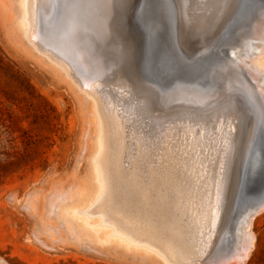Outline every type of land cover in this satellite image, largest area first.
<instances>
[{
    "label": "rangeland",
    "instance_id": "374dc122",
    "mask_svg": "<svg viewBox=\"0 0 264 264\" xmlns=\"http://www.w3.org/2000/svg\"><path fill=\"white\" fill-rule=\"evenodd\" d=\"M86 1L88 3V0ZM101 1V3L104 2L103 8L92 13L91 22L95 26L90 23L91 25L88 24L89 28L83 24L82 29L80 27V30L73 32L70 37L71 41L74 40V47L71 44L67 45L70 47L69 51L53 40V30L46 25L48 23L46 20L51 18L56 0H39L41 16L43 17L39 21V30L43 29L44 32H39L40 40L34 39V44H28L27 41L21 40L22 38L12 32L11 23L14 14L0 0V264H180L183 261L186 262L187 259L188 264H235V254L238 252L236 244L238 245L240 230L244 228H242L243 221L247 216L243 213H237V208L240 211L243 210L247 198L256 202L259 196L264 195V143L258 141L259 148L256 147L257 151L251 150L248 153V138L244 145L245 135H241L244 138L242 137L243 144L240 145L241 147L244 146L237 160L241 159L239 161L234 160L235 164L238 163L235 170L236 178L230 181L231 187L226 190L227 192L225 191L228 207L231 204L236 205V207L231 205L230 209L233 211L227 210V203L226 205L217 203L216 192H212L211 189L208 191L207 186L200 184V170L204 159L211 162L219 154L220 160L213 169L216 184L218 183L220 174L223 173V165L220 162L224 161L225 154L230 147V140H235L239 118L244 116V119L247 120L250 117V114H247L250 112L249 108L246 109L247 105L243 103L240 94L235 91L221 93L216 99L220 105V102L221 104L227 102L232 94L237 95L235 98L240 100L237 101V108L239 109H236L234 114L229 115L217 112L209 117L197 111L190 113L187 109H184V112L182 110L162 112L156 111L151 106H146L143 103L146 94H131L125 86L117 85L116 74L121 73L119 69L121 65L127 66V70L123 73L125 77L136 80L141 87L158 96L161 95L162 98L166 95L170 101L174 98L173 94L179 91L176 88V90H172L175 85L173 83L182 80L187 85L195 84V81L199 82L202 87L200 91L203 92L206 89H209L211 93L217 90L211 80L212 69L217 65L214 61L207 60L202 62L204 72L182 75L183 72H187L186 67H182L184 62L180 59V54L183 53L174 39L176 28L166 17L167 5L164 3L165 0H118L117 2L116 0H112V2L107 0V3H105L106 0ZM82 2L84 6H91V2L95 3L94 0H89V4H86L85 1ZM253 2L254 0H251L249 5L252 6ZM121 4L122 6L124 4H131L132 6L129 9L125 6V10L124 7L121 8ZM236 4L237 0H224L221 3V9L218 11L219 18L225 17V14L233 10ZM91 7L94 8V4ZM130 8L134 12H131ZM96 13L99 14L96 15ZM263 15L264 4L256 14L257 20L259 19L258 21L261 22L259 34L255 33L253 28L255 24L253 23L247 29L240 27L243 22L235 26L240 32V36L236 40L237 42L243 41L240 47L244 53L250 54L248 59L259 55L258 46L264 44ZM140 18L141 20H139ZM163 24H166L167 27ZM92 26L94 29L91 30ZM188 26L190 27L184 23L180 29L185 41L189 38L185 34L193 30V27L189 28ZM89 30L92 33H89ZM96 31L98 36H94ZM207 33L202 37L212 38L216 31L210 30ZM192 38L196 40L195 33L192 34ZM87 39L91 43L88 41L85 43L84 40ZM76 42L77 44H75ZM237 42L227 43L225 50L231 54L239 53ZM158 43L159 45H157ZM80 44L81 47L78 48ZM150 44L152 45L150 46ZM34 45L39 50L35 49ZM85 46L90 47L89 50H92L91 55L93 57L87 48L85 50ZM232 48H236L235 51ZM94 51L100 56L98 57ZM221 52L223 51L221 50ZM40 54L44 55L41 56ZM83 54L87 56L85 57L87 60L82 59L85 56ZM252 54L253 56H251ZM262 54L260 53V55ZM160 55L162 56L160 57ZM157 57L158 59H156ZM90 58L91 61H89ZM97 58L99 59V61L96 60L98 63L93 61ZM50 61H53L54 64H51ZM57 61H60L61 64ZM230 62L233 63V60ZM148 65L151 67L148 69L151 70L147 69ZM176 65L178 68L180 66L181 74L178 73ZM56 66H59L62 71L56 69ZM155 66L157 67L155 68ZM98 67L101 70H98ZM207 68L208 70H206ZM95 72L100 74L97 75ZM171 73H173V77ZM199 74L200 78H198ZM179 78L180 80H177ZM86 79L94 81L99 93L108 94L115 100L119 116L110 120V123L116 125L114 121L117 120L119 129L124 128L120 130L123 132L125 151L121 154V160L122 166L129 171L130 177L127 176V178L131 181V187L122 188L120 186V190L116 194L117 198L121 200L119 204L122 207V213L126 212L125 215L128 216L125 220L131 219V223L137 227V232L135 231L137 238L142 241L145 240L150 245L153 244L160 250L162 257L137 248L129 249L108 240L106 233L110 229L95 230L92 225L87 223L86 218L78 216L75 212L76 208L88 203V199L84 197L93 184L90 148L92 138L95 139L92 136L94 102L87 94L83 96L85 91L83 89H86L87 86L82 85V82H85ZM189 79L190 81H187ZM95 101L98 105L97 98ZM184 101L188 102L189 100ZM211 101L202 103L206 108L200 104L204 112L211 111L217 105H215V100L212 99ZM240 104L244 105L241 107ZM195 105L197 106V104ZM156 106L154 104V107ZM122 119H126V122ZM125 140L127 141L125 142ZM236 144H238L237 141ZM167 148L168 150H166ZM169 149L173 150L174 157L171 158L172 160H165L162 164L163 167L161 166V171L156 174L151 173L152 164L145 163L147 165L142 174H140V166L137 168L133 164L136 157L142 158L147 155L153 156L155 162H157L156 160L162 161L167 158V155L164 156V154L171 153ZM213 151L217 154L214 155ZM242 163L244 167H241L243 166ZM252 164L253 166H251ZM176 168H180L183 175L176 173ZM178 175L182 176L178 177ZM188 180L190 181L189 184ZM183 184V190L179 191V186ZM177 185H179L178 188ZM210 185L213 186L212 182ZM122 192L124 195L121 194ZM173 194L176 195L173 197ZM177 194H179L178 199H176ZM230 202L231 204H229ZM263 205L264 203L259 207L261 208ZM262 208L255 213L253 222L248 227L253 232L252 235L256 236L250 255L245 261L237 264H264V206ZM230 211H232V215L229 216ZM96 219H93L92 222ZM222 226H225L222 231L223 236L222 232L219 233ZM225 236L227 239L224 238ZM233 251L234 255H232ZM224 256H228L230 261L227 262V258Z\"/></svg>",
    "mask_w": 264,
    "mask_h": 264
},
{
    "label": "bare ground",
    "instance_id": "6f19581e",
    "mask_svg": "<svg viewBox=\"0 0 264 264\" xmlns=\"http://www.w3.org/2000/svg\"><path fill=\"white\" fill-rule=\"evenodd\" d=\"M6 6L7 9L9 8L12 13L14 14V18L12 20V32H14L15 34H17V36L19 38H22L21 40H25L31 44H34V39H39V32L43 31L39 30V21H41L43 19V17L41 16V9H40V3L39 0H2ZM85 1L86 4H89V0L88 3L86 0H82ZM81 0H56V4L54 5V9L51 12V18L46 20V22L48 21V23L46 25H48V27H51V29L53 30L54 33V37L53 40L55 42H58L61 46L65 47L66 50L70 51V47L67 45H73V41H71V37L73 32H77V30L84 24V26H88L89 25H93V23L91 22L93 19V15L92 13H94V11H100L101 8H103V3H101L102 1L100 0H94L95 3L91 2L92 5L94 4V8H92L90 5H82ZM93 1V0H91ZM109 1V0H108ZM118 0H116L117 2ZM122 1V0H119ZM161 1V0H160ZM224 0H190V1H184V0H165V4L167 5L166 7V12H167V18L168 21H171L174 26H175V33H174V39L176 40L175 42L178 44L180 50L182 51L183 54H180L181 57L180 59L184 62V65L182 67H186V73L183 72L182 75L184 74H190V73H196L199 71H203V63L204 61L206 62L207 60L210 61H214V63L217 66H213L214 67L212 69L213 75H211V80L214 84V86H216L217 90H215L214 92H210L209 89H206L203 91H200V88H202L200 86V83L195 81V84H191V85H187L185 81H178L175 82L173 84L174 87L172 88V90H176L179 89V91H177L176 94L174 95V98L170 101L169 99H167L166 95L164 96V98L160 96H158L157 94H154L153 92L149 91L148 89H145L144 87H141L136 80H132L130 78H127L123 75V73L127 70L126 67L124 65H121L119 67V69L121 70L120 72L122 73H118L116 74L117 78H116V82L117 85H121V86H125L127 89V91L131 94H146L147 96L143 99V103L146 106H151L152 108H154L156 111H162V112H169L172 110H179V111H183L184 109H187L190 111V113H194L193 111H197L200 112V114H205L210 116H213V114L215 113H219V114H234L237 108V95L236 94H232V96L229 98V100H227V102H224L220 105L217 103L216 99L218 96H220L221 93H225V92H231L236 90L238 92V94H240V96L242 97V101L243 103H245V105H247V110L248 108H252L253 111H255V116L253 117L252 115H249L250 117L248 118L247 116V120L244 119V116L239 118L238 122H237V132L235 133V140L232 141L230 140V147L228 152L225 154L224 157V161L220 162L221 165H223V173L220 174V177L218 179V183L216 184V176L213 173V169L215 168L217 162H219V154H217V152H214L213 154H217V156L214 158L213 161L209 162L208 160L204 159V162L202 164V169L200 170V184L205 185L208 187V191L211 189L212 192H216V199H217V203H220L221 205H226L227 203V193H225L226 190H228V188L231 187L230 185V181L234 180L236 178V174H235V170H236V163L234 160L238 159V156L240 154V151H243L242 147L245 145L246 140L248 138L247 141V149H248V153L254 150L257 151L256 147L259 148V144L258 141H261L264 143V133H260L259 137H258V141H257V145L252 146V137L257 134V127L259 126V124L261 123L263 116H264V54H262L264 52V44H260L258 46V52L259 55L252 57V59H248V56L250 58V54L248 55L247 53L243 52V49L240 47L243 43V41L241 40L240 42L236 40V38L238 36H240V32L237 31V28H235L236 25H238L240 22L242 23V27L243 29H247L249 27L252 26V23L255 24L254 25V30L255 33L259 34L260 30H261V22H259L257 20V16L256 14L260 11L261 6L264 4V0H254L252 6L249 5V2L251 0H237V4L235 6V8L231 11H228L225 14V17H223L221 19V17L219 18L218 16V11L221 9V3ZM233 1V0H231ZM236 1V0H235ZM253 1V0H252ZM44 2V1H43ZM82 2V3H81ZM112 2V0H111ZM81 3V4H80ZM107 3V0L106 2ZM109 3V2H108ZM44 4V3H43ZM48 4V3H47ZM54 4V3H52ZM163 4V3H162ZM46 5V3H45ZM96 5V6H95ZM144 5V4H143ZM90 6V7H89ZM122 6V4H121ZM125 6L131 7L132 5L130 4H124L121 8L125 9ZM44 7V6H43ZM230 7V6H229ZM227 7V8H229ZM233 7V6H232ZM133 8V7H132ZM165 8V7H164ZM50 9V7H49ZM52 9V8H51ZM134 9V8H133ZM136 9V8H135ZM163 9V8H162ZM126 10V9H125ZM161 10V9H160ZM45 11V10H44ZM131 11V8H130ZM123 12V10H122ZM127 12V11H126ZM134 12V11H131ZM142 12V11H141ZM144 12V11H143ZM142 12V13H143ZM47 13V12H46ZM117 13V12H116ZM125 13V12H124ZM141 13V14H142ZM160 13V12H159ZM162 13V12H161ZM238 13V14H237ZM43 14V13H42ZM49 14V13H48ZM99 14V13H98ZM96 13V15H98ZM92 15V17H91ZM144 15V14H143ZM165 15V14H164ZM47 16V15H46ZM141 16V15H140ZM50 17V16H49ZM95 17V15H94ZM142 17V16H141ZM259 18V17H258ZM99 19V18H98ZM135 19V18H134ZM145 19V18H144ZM162 19V18H161ZM221 19V20H220ZM141 20V18L139 19ZM220 20V22L217 24V22ZM264 20V15H263V19ZM51 21V22H50ZM95 21V20H94ZM146 21V20H145ZM168 21H166L168 23ZM43 22V21H42ZM45 22V23H46ZM96 22V21H95ZM94 22V23H95ZM162 22V20H161ZM91 23V24H90ZM98 23V21H97ZM139 23V22H138ZM141 23V21H140ZM186 25H190V27H193V30L189 33H186L185 36H189L188 39H186V41L184 40L183 36H182V31L180 30L183 26V24ZM51 24V25H50ZM89 24V25H88ZM159 25V24H158ZM166 25V24H163ZM170 25V24H169ZM168 25V26H169ZM194 25V26H193ZM95 26V25H93ZM93 26L91 27V30L93 28ZM145 26V24H144ZM148 26V25H146ZM162 26V25H161ZM171 26V25H170ZM264 26V25H263ZM111 27V26H110ZM154 27V26H153ZM152 27V28H153ZM167 27V25L165 26ZM189 27V26H188ZM189 27V28H190ZM239 27V28H240ZM43 28V27H42ZM85 28V27H84ZM83 28V29H84ZM90 28V27H89ZM89 28H85V29H89ZM156 28V27H155ZM172 28V27H171ZM264 28V27H263ZM49 29V28H48ZM50 29V30H51ZM82 29V27L80 28ZM79 29V30H80ZM84 29V30H85ZM94 29V28H93ZM97 29V26H96ZM113 30V29H112ZM151 30V29H150ZM188 30V29H187ZM210 30H215L216 33L215 35L211 38L209 37H202L204 35H206L205 33L209 32ZM263 30V29H262ZM149 31V29H148ZM157 31V30H156ZM44 32V31H43ZM49 32V31H48ZM51 32V31H50ZM49 32V33H50ZM79 32V31H78ZM160 33V31H158ZM172 32V31H171ZM71 33V34H70ZM89 33H92V31ZM94 33V32H93ZM99 33V30H98ZM153 33V32H152ZM195 33V35L197 36L196 40L192 38V34ZM52 34V33H51ZM77 34V33H74ZM83 34V33H82ZM97 31L94 33V36H98ZM170 34V33H169ZM208 34V33H207ZM263 35V33H261ZM260 34V35H261ZM48 35V34H47ZM111 35V34H110ZM209 35V34H208ZM261 35V36H262ZM100 36V35H99ZM114 36V35H113ZM153 36V35H152ZM156 36V35H155ZM260 36V37H261ZM49 37V36H48ZM81 37V36H79ZM111 37V36H110ZM172 37V35H171ZM263 37V36H262ZM50 38V39H52ZM87 38V37H85ZM91 38L92 35H91ZM95 38V37H94ZM160 38V36H159ZM156 38V39H159ZM253 38V37H252ZM255 38V37H254ZM47 39V38H45ZM49 39V38H48ZM77 39V36H76ZM80 39V38H78ZM97 39V38H96ZM99 39V38H98ZM155 39V38H154ZM23 40V41H24ZM57 40V41H56ZM90 40H94V39H90ZM264 40V39H263ZM22 41V43H23ZM77 41V40H75ZM83 41V40H81ZM80 41V43H81ZM90 42L88 39L84 42L87 43ZM98 41V40H96ZM100 41V40H99ZM174 41V40H173ZM172 41V42H173ZM226 41H228L227 43H236L237 42V48H239L240 52L239 53H234L231 54L230 52L225 50V47L227 45V43H225ZM48 42V40H47ZM155 42V41H154ZM157 42V41H156ZM155 42V43H156ZM56 43V44H58ZM91 43V42H90ZM93 43V42H92ZM95 43V42H94ZM153 43V42H152ZM25 44V43H24ZM52 44V43H51ZM77 44V42L75 43ZM79 44V42H78ZM122 44V43H121ZM154 44V43H153ZM66 45V46H65ZM85 45V44H84ZM92 45V44H90ZM88 45V46H90ZM152 44H150L151 46ZM159 45V43L157 44ZM39 46V45H38ZM56 46V45H55ZM76 46V45H75ZM86 47L85 46V50L87 48V51L89 50L90 47ZM177 46V45H176ZM33 47V46H31ZM40 47V46H39ZM74 47V45H73ZM78 47V46H77ZM81 47V44L78 48ZM83 47V46H82ZM92 47V46H91ZM125 47V46H123ZM158 47V46H157ZM155 47V48H157ZM35 48V45H34ZM147 48V47H146ZM149 48V47H148ZM152 48V47H151ZM163 48V47H162ZM37 49V48H35ZM44 49V48H42ZM83 50V48H81ZM80 49V50H81ZM92 49V48H91ZM153 49V48H152ZM233 49V48H232ZM236 49V48H235ZM235 49H233L235 51ZM246 49V48H245ZM244 49V50H245ZM39 50V49H37ZM64 50V49H63ZM79 50V51H80ZM149 50V49H148ZM155 50V49H154ZM161 50V49H159ZM166 50V49H165ZM221 50L224 52H221ZM46 51V50H44ZM124 51V50H123ZM135 51V50H134ZM150 51V50H149ZM76 52V51H75ZM86 52V51H85ZM90 55L92 53V50L90 51ZM152 52V51H150ZM38 53V52H37ZM45 53V52H44ZM84 53V52H83ZM94 53H96L94 51ZM147 53V52H146ZM157 53V52H156ZM178 53V51H177ZM260 53L262 55H260ZM48 54V53H46ZM97 54V53H96ZM144 54V53H143ZM41 55V54H40ZM44 55V54H42ZM41 55V56H42ZM82 55V54H81ZM80 55V57H81ZM85 54H83L84 56ZM89 55V54H88ZM98 57L100 56L99 53L97 54ZM190 55V56H189ZM76 56V55H75ZM92 56V55H91ZM146 56V55H145ZM144 56V57H145ZM153 56V55H152ZM162 55H160L161 57ZM253 56V54L251 55ZM78 57V56H77ZM79 57V58H80ZM85 57H87L86 55L82 58L84 60H87ZM89 57V56H88ZM93 57V56H92ZM91 57V58H92ZM121 57V56H120ZM128 57V56H126ZM124 57V58H126ZM141 57L142 54H141ZM54 58V57H53ZM90 58L89 61H91L92 59ZM96 58V57H94ZM132 58V57H129ZM128 58V59H129ZM173 58V57H172ZM149 59V58H148ZM158 59V57L156 58ZM155 59V60H156ZM167 59V58H166ZM165 59V61H167ZM174 59V58H173ZM48 60V58H47ZM99 59H95L93 61H96ZM130 60V59H129ZM143 60V58H142ZM161 60V59H160ZM231 60H233V63L230 62ZM55 61V60H54ZM81 61V58H80ZM98 61H96V63H98ZM150 61V60H149ZM172 61V60H171ZM178 61V60H177ZM58 63L61 64L60 61H57ZM56 62V63H57ZM87 63V61H85ZM146 62V61H145ZM162 62V61H161ZM203 62V63H202ZM51 64H54L53 61H50ZM57 63V64H58ZM80 63V62H79ZM84 63V61L82 62V64ZM90 63V62H89ZM95 63V62H93ZM95 63V65H96ZM147 63V62H146ZM149 63V62H148ZM160 63V62H159ZM166 63V62H165ZM59 64V65H60ZM88 64V63H87ZM100 64V63H99ZM161 64V63H160ZM167 64V63H166ZM165 64V65H166ZM174 64V63H172ZM78 65V64H77ZM86 65V64H85ZM89 65V64H88ZM144 66H146V64H143ZM156 65V64H155ZM163 65V64H162ZM55 66V65H54ZM62 66V65H61ZM79 66V65H78ZM87 66V65H86ZM92 66V65H91ZM100 66V65H99ZM104 66V65H103ZM153 66V65H152ZM159 66V65H157ZM155 66V68L157 67ZM170 66V65H169ZM172 66V65H171ZM177 66V65H176ZM149 65L147 66L148 69ZM163 67V66H162ZM63 68V67H62ZM85 68V67H84ZM99 68V67H98ZM97 68V69H98ZM151 68V67H149ZM56 69H60L59 66H56ZM93 69H96L93 67ZM142 69V68H141ZM145 69V68H144ZM163 69V68H162ZM165 69V68H164ZM163 69V70H164ZM180 66L178 68L177 66V70L178 73H182L180 72ZM61 70V69H60ZM65 70V68H64ZM98 70H101V68H99ZM105 71H107L104 68ZM151 70V69H148ZM171 70V69H170ZM208 70V68L206 69ZM62 71V70H61ZM96 71V70H95ZM135 71V70H134ZM147 71V70H146ZM169 71V69H168ZM101 72V71H100ZM149 72V71H147ZM151 72V71H150ZM152 72H154L152 70ZM172 72V71H171ZM202 72V75H203ZM94 73V72H93ZM96 73V72H95ZM105 73V72H104ZM161 73V72H160ZM201 73V72H200ZM90 74V73H89ZM97 74V73H96ZM96 74H94L96 76ZM98 74H100L98 72ZM97 74V75H98ZM103 74V73H102ZM107 74V73H106ZM153 74V73H151ZM159 74V73H157ZM179 74V75H180ZM92 75V74H91ZM143 75V74H142ZM172 77H173V73H171ZM178 75V74H177ZM193 75V74H192ZM196 75V74H195ZM100 76V75H99ZM133 76V75H132ZM131 76V77H132ZM136 76V75H135ZM141 76V75H139ZM151 76V75H150ZM165 76V75H164ZM186 76V75H185ZM97 78H99L98 76H96ZM101 77V76H100ZM104 77V76H102ZM138 77V76H137ZM183 77V76H182ZM188 77V76H187ZM192 77V76H191ZM95 78V79H97ZM108 78V77H107ZM143 78V77H140ZM170 78V77H169ZM186 78V77H185ZM189 78V77H188ZM187 78V79H188ZM194 78V77H192ZM198 78H200V74L198 75ZM154 79H156L154 77ZM153 79V80H154ZM160 80V77L158 78ZM163 79V78H162ZM78 80V79H77ZM104 80V79H103ZM157 80V81H159ZM165 80V79H164ZM164 80H161L164 82ZM177 80H180L177 79ZM185 80V79H184ZM195 80V79H194ZM71 81V80H70ZM139 81V80H138ZM187 81H190L187 80ZM100 82V81H99ZM149 82V81H148ZM192 82V81H191ZM102 83V82H101ZM100 83V84H101ZM147 83V82H146ZM145 83V84H146ZM162 83V82H161ZM171 83V82H170ZM108 84V83H107ZM105 84V85H107ZM82 85H86L87 88L83 89L85 90L83 93L87 94L88 96H90L93 99L94 102V107H93V112H94V116H93V121H94V128L92 130V136L95 137V139L92 138V142H91V148H90V156H91V162H90V168H91V172H92V180H93V184L92 187L89 189L88 194L84 197L85 199H88V203L84 204V206L82 207H78L75 209V212L78 216L86 218L87 219V223L93 226V229L95 230H108L106 233V238L108 240H112L116 243H119L121 245H123L126 248H137L139 250L142 251H146V252H151L154 253L155 255H158L160 257H162V254L160 252L159 249H157L156 247L144 241H142L141 239L139 240L137 238V235L135 233L137 227L134 226L131 223V219L130 220H125L126 217L128 215H125L126 212L122 213V207L120 206V201L117 198L118 194V190H120V186H122V188H124L125 186H130L131 181L127 178V176H129V171L122 166V158H121V154H123L124 151V144H123V132H121L118 126V122L117 120H115L114 122H116V125H113L112 123H110V120L116 119L117 116H119L118 113V106L115 102V100L108 94H102L99 93L96 90V85L94 83V81H91L90 79H86L85 82H82ZM102 85V84H101ZM114 85V84H113ZM100 86V85H99ZM104 86V85H103ZM144 86V85H143ZM148 86V85H147ZM152 86V85H151ZM150 86V87H151ZM160 86V84H159ZM171 86V85H170ZM107 87V86H106ZM112 87V86H111ZM149 87V86H148ZM108 88V87H107ZM164 88H169V87H164ZM176 88V89H175ZM82 89V88H80ZM156 89V88H155ZM77 90V89H76ZM99 90V89H98ZM171 90V91H172ZM108 91V90H107ZM115 91V90H114ZM171 91H169V93H172ZM158 92V91H157ZM106 93V92H105ZM230 95V94H229ZM236 97V98H235ZM95 98H97V100L99 101V104H96ZM215 98V99H214ZM141 99V98H140ZM215 100V107L214 109H211V111L208 112H204L201 107L200 104L202 105V103H206L207 101H211V100ZM227 98L225 97V100ZM240 99V98H239ZM184 100H189L188 102L184 101ZM240 101V100H239ZM238 101V102H239ZM214 102V101H211ZM170 103V105H168ZM154 104L157 105L156 107H154ZM197 104V106L195 105ZM210 104V103H209ZM128 105V104H127ZM239 105V104H238ZM241 105V104H240ZM244 105V104H243ZM241 105V107L243 106ZM131 106V105H130ZM205 105H202V107ZM240 107V106H239ZM206 108V106H205ZM148 109V108H147ZM245 109V110H246ZM208 110V109H207ZM233 110V111H231ZM242 110V109H241ZM240 110V111H241ZM237 111V110H236ZM146 112V110H145ZM153 112V111H152ZM248 112V111H247ZM141 113V112H140ZM160 113V112H159ZM113 116H111V115ZM153 114V113H152ZM199 114V113H198ZM199 114V115H200ZM218 114V115H219ZM245 114V113H243ZM247 114H250L247 113ZM198 115V116H199ZM176 116V115H175ZM216 116V115H215ZM222 116V115H221ZM149 117V116H148ZM161 117V116H160ZM206 117V116H205ZM172 118V117H171ZM188 118V117H186ZM237 118V117H236ZM120 120V119H119ZM124 120V119H122ZM126 120V119H125ZM124 120V121H125ZM123 121V122H124ZM112 122V121H111ZM126 122V121H125ZM201 122V121H200ZM231 122V121H229ZM207 123V122H206ZM123 124V123H122ZM125 124V123H124ZM187 124V123H186ZM126 125V124H125ZM158 125V124H157ZM199 125V124H198ZM215 125V124H214ZM232 125V124H231ZM123 126V125H122ZM163 126V125H162ZM177 126V125H176ZM203 127V125H201ZM180 127V126H179ZM189 127V126H188ZM187 127V128H188ZM221 127V126H220ZM167 128V127H166ZM205 128V127H204ZM124 129V128H123ZM122 129V130H123ZM170 129V128H169ZM206 129V128H205ZM204 129V130H205ZM208 129V128H207ZM176 130V129H175ZM187 130V129H185ZM199 130V129H198ZM211 130V129H210ZM157 131V130H156ZM165 131V130H164ZM172 131V130H171ZM177 132V131H176ZM232 132V131H231ZM156 133V132H155ZM163 133V132H162ZM181 133V132H180ZM183 133V132H182ZM185 133V132H184ZM200 133V132H199ZM173 134V133H172ZM176 134V133H175ZM205 134V133H204ZM203 134V135H204ZM242 134L245 135V141H244V145L242 143ZM134 135V134H133ZM184 135V134H183ZM156 136V135H155ZM181 136V135H180ZM134 137V136H133ZM183 137V136H182ZM181 137V138H182ZM203 137V136H202ZM137 138V136H136ZM244 138V137H243ZM128 139V138H127ZM168 139V138H167ZM217 139V138H215ZM133 140V139H132ZM171 140V139H169ZM127 140H125L126 142ZM163 141V140H162ZM174 141V140H173ZM187 141V140H185ZM236 141L238 142V144H236ZM132 142V141H131ZM195 142V141H194ZM135 143V142H134ZM140 143V142H139ZM183 143V142H182ZM157 144V143H156ZM161 144V143H160ZM166 144V143H165ZM181 144V143H180ZM179 144V145H180ZM186 144V142H185ZM200 144V143H199ZM126 145V144H125ZM188 145V144H187ZM127 146V145H126ZM176 146V145H174ZM199 146V145H198ZM128 147V146H127ZM142 147V146H141ZM171 147V146H170ZM139 148V147H138ZM126 149V148H125ZM190 149V148H189ZM213 149V148H212ZM131 150V149H130ZM152 150V149H151ZM159 150V149H158ZM168 150V148L166 149ZM191 150V149H190ZM204 150V149H203ZM260 150V149H259ZM137 151V150H136ZM139 151V150H138ZM172 149H169V154H164L167 155V158H165L162 161L156 160L157 162H155V159L153 158V156L151 155H144L146 157H136L135 158V163H133L137 168L140 166V174H142L143 172H145V166L147 164H152L153 167L151 169V173L152 174H156L159 171H161V166L163 164V162L165 160H172L171 158L174 157V153L172 152ZM146 152V150H145ZM194 152V151H193ZM260 152V151H259ZM156 153V152H155ZM162 153V152H161ZM243 153V152H242ZM241 153V154H242ZM248 153L247 156H248ZM254 153V152H253ZM140 154V152H139ZM186 153H184L185 155ZM221 154V153H220ZM255 154V153H254ZM257 154V153H256ZM187 155V154H186ZM135 156V155H134ZM178 156V155H177ZM190 156V155H189ZM246 156V157H247ZM185 157V156H184ZM207 157V156H206ZM240 157V156H239ZM242 157V156H241ZM153 158V159H152ZM179 158V157H178ZM182 158V157H181ZM163 159V158H162ZM188 159V158H186ZM202 159V158H201ZM241 159V158H240ZM239 159V160H240ZM256 159V158H255ZM127 160V159H126ZM175 160V159H174ZM237 160V161H239ZM263 160V159H262ZM261 160V161H262ZM124 161V160H123ZM159 161V162H158ZM186 161V160H185ZM260 161V158H259ZM155 162V163H154ZM161 162V163H160ZM147 163V164H145ZM160 163V164H158ZM174 163V162H172ZM192 163V162H191ZM240 163V162H239ZM243 164V163H242ZM256 164V163H254ZM168 165V164H167ZM180 165V164H178ZM191 165V164H188ZM241 165V164H240ZM249 165V163H248ZM165 166V165H164ZM170 166V165H169ZM176 166V165H175ZM193 166V165H192ZM198 166V165H197ZM253 166V164L251 165ZM256 166V165H255ZM135 167V168H136ZM163 167V166H162ZM174 167V166H171ZM179 167V166H178ZM187 167V166H186ZM244 167V164L243 166ZM240 167V168H241ZM166 168V166H165ZM193 168V167H191ZM247 168V167H246ZM169 169V168H168ZM194 169V168H193ZM206 169V172H205ZM243 169V168H242ZM254 169V168H253ZM258 169V168H257ZM260 169V168H259ZM137 170V169H135ZM166 170V169H165ZM197 170V169H196ZM198 170V171H199ZM240 170V169H239ZM255 170V169H254ZM253 170V172H254ZM263 170V169H262ZM168 171V170H167ZM172 171H174L172 169ZM188 171H190L188 169ZM243 171V170H242ZM252 171V170H250ZM148 172V171H147ZM166 172V171H165ZM175 172L178 174H182L180 168H176ZM238 172V171H237ZM240 172V171H239ZM246 172V171H245ZM171 173V172H170ZM174 173V172H173ZM242 173V172H241ZM247 173V172H246ZM159 175V174H158ZM173 175V174H172ZM182 175H178V177L182 176ZM194 175V174H193ZM247 175V174H246ZM253 175V174H251ZM258 175V174H257ZM262 175V174H261ZM145 176V175H144ZM165 176H167L165 174ZM174 176V175H173ZM197 176V175H196ZM240 176V175H239ZM249 176V175H248ZM263 176V175H262ZM261 176V178H262ZM130 177V176H129ZM158 177V176H157ZM171 177V176H169ZM264 177V176H263ZM156 178V176H155ZM168 178V176H167ZM172 178V177H171ZM187 178V177H186ZM191 178V177H190ZM241 178V177H240ZM258 178V177H257ZM142 179V178H141ZM161 179V178H160ZM159 179V180H160ZM176 179V178H175ZM181 179V178H180ZM179 179V180H180ZM188 179V178H187ZM248 179V178H247ZM250 179V178H249ZM167 180V179H166ZM178 180V181H179ZM237 180V179H236ZM240 181V179H238ZM151 181V180H150ZM182 181V180H181ZM251 181V180H250ZM149 182V181H148ZM177 182V181H175ZM210 182H212L213 186L210 185ZM170 183V182H169ZM186 183V182H185ZM190 183V181L188 180V184ZM198 183V182H197ZM250 183V182H249ZM248 183V184H249ZM252 183V182H251ZM254 183V182H253ZM176 184V183H175ZM187 184V183H186ZM199 184V185H200ZM174 185V184H173ZM196 185V184H195ZM179 185H177L176 187L178 188ZM246 186V185H245ZM250 186V185H248ZM152 187V186H151ZM150 187V188H151ZM179 191L183 190L182 187H184V184L179 186ZM175 188V187H174ZM235 188V187H234ZM253 188V187H250ZM155 189V188H153ZM163 189V188H162ZM165 189V188H164ZM163 189V190H164ZM246 189V188H245ZM127 190V189H126ZM130 190V189H129ZM139 190V189H138ZM157 190V189H156ZM238 190V189H237ZM142 191V190H140ZM178 191V189H177ZM203 191V190H202ZM227 192V191H226ZM135 193V192H134ZM160 193V191H159ZM199 193V192H198ZM121 194L124 195V192H122ZM149 194V193H148ZM157 194V193H156ZM164 194V192H163ZM182 194V193H181ZM210 194V193H209ZM236 194V193H235ZM241 195V193H239ZM135 195V194H134ZM170 195V194H169ZM176 195V194H175ZM173 194V197L175 196ZM183 195V194H182ZM207 195V194H206ZM214 195V194H213ZM120 196V195H119ZM159 196V194H158ZM168 196V195H167ZM234 196V195H233ZM144 197V196H143ZM142 197V198H143ZM177 197V198H176ZM175 198L178 199L179 194H177ZM182 197V196H181ZM209 197V196H208ZM133 198H135V196H133ZM141 198V197H139ZM129 199V198H128ZM182 199V198H181ZM215 199V200H216ZM234 199V198H231ZM169 200V199H168ZM172 200V199H171ZM180 200V199H179ZM178 200V201H179ZM185 200V199H184ZM197 200V199H196ZM235 200V199H234ZM233 200V201H234ZM143 201V200H142ZM182 201V200H181ZM147 202V201H146ZM149 202V201H148ZM171 202V201H169ZM180 202V201H179ZM157 203V202H156ZM233 203V202H232ZM238 203V202H236ZM143 204V202H142ZM162 204V203H160ZM164 204V203H163ZM166 204V203H165ZM219 204V205H220ZM231 204V202L229 203ZM130 205V203H129ZM180 205V203H179ZM231 205H235V204H231ZM231 205L228 207V203H227V210L230 209ZM262 205V204H261ZM260 205V206H261ZM165 206V205H164ZM194 206V205H193ZM211 206V205H210ZM232 206V207H233ZM264 206V205H263ZM262 206V207H263ZM140 207V206H139ZM149 207V206H148ZM151 207V206H150ZM158 207V206H157ZM170 207V206H169ZM182 207V205H181ZM185 207V206H184ZM219 207V206H218ZM236 207V205H235ZM261 207V208H262ZM141 208V207H140ZM143 208V207H142ZM201 208V207H200ZM203 208V207H202ZM223 208V207H222ZM260 207L257 208L255 210V212H251L249 215L246 216L244 222V225L242 226V230L241 231V235L239 234V238H238V245L236 244V246H238V252L235 254V264L237 263H242L243 261H245L248 257V255H250L251 249L253 248L254 245V239L255 237L252 235L253 232L251 230L248 229V227L251 225V223L253 222L254 219V215L255 213L261 209ZM147 209V208H146ZM163 209V208H162ZM169 209V208H168ZM263 209V208H262ZM155 210V208H154ZM166 210V209H165ZM225 210V209H224ZM232 210V209H230ZM143 211V210H142ZM141 211V212H142ZM147 211V210H146ZM223 211V210H222ZM233 211V210H232ZM232 211H230V215H232ZM236 211V209H235ZM133 213V212H132ZM157 213V212H156ZM155 213V214H156ZM118 214V215H117ZM124 214V215H123ZM141 214V213H139ZM144 214V213H142ZM163 214V213H162ZM195 214V213H194ZM167 215V214H166ZM152 216V215H151ZM97 218L96 220H94L92 222L93 219ZM147 219V218H146ZM217 221V220H216ZM160 222V221H158ZM167 222V221H165ZM206 224V223H205ZM161 225V224H160ZM166 225V224H165ZM169 225V224H168ZM172 225V224H171ZM177 225V224H176ZM209 225V224H208ZM173 226V225H172ZM139 227V226H138ZM149 227V226H148ZM170 227V226H169ZM225 226H222L220 229L221 233L223 231V229ZM248 229V230H247ZM251 229V228H250ZM144 230V229H143ZM152 230V229H151ZM171 230V229H170ZM199 230V229H198ZM180 231V230H179ZM225 231V230H224ZM251 231V232H249ZM137 232V231H136ZM178 232V231H177ZM168 234V233H167ZM227 234V233H226ZM238 234V233H237ZM225 235V234H224ZM167 236V235H166ZM222 236H223V232H222ZM194 237V236H193ZM220 237V235H219ZM228 237V236H227ZM143 238V237H142ZM169 238V236H168ZM226 238V236L224 237ZM149 239V238H148ZM201 239V238H200ZM227 239V238H226ZM178 241V239H176ZM182 240V239H181ZM180 240V241H181ZM204 240V239H203ZM219 240V238H218ZM221 240V239H220ZM155 241V240H154ZM171 241V240H170ZM227 241V240H224ZM230 242V241H229ZM167 243V242H166ZM185 243V240H184ZM163 244V243H162ZM161 244V246H162ZM213 244V243H211ZM228 244V243H226ZM170 245V244H169ZM176 245V242H175ZM174 246V245H172ZM186 246V244H185ZM175 247V246H174ZM205 247V246H204ZM172 248V247H171ZM183 248V247H182ZM236 248V247H235ZM189 249V248H188ZM227 249V248H226ZM234 249V248H233ZM235 251V250H234ZM234 251L232 253V255H234ZM165 252V251H164ZM227 252V251H225ZM231 254V252H230ZM186 257V256H185ZM226 257V256H224ZM171 258V257H170ZM227 258V262L230 261V259L228 260V256ZM226 258L224 259L226 261ZM231 258V257H230ZM188 260V259H187ZM183 261L180 264H188V262ZM226 262V263H227ZM230 263V262H229Z\"/></svg>",
    "mask_w": 264,
    "mask_h": 264
},
{
    "label": "water",
    "instance_id": "95a60500",
    "mask_svg": "<svg viewBox=\"0 0 264 264\" xmlns=\"http://www.w3.org/2000/svg\"><path fill=\"white\" fill-rule=\"evenodd\" d=\"M234 91L237 92L236 90H234ZM249 111H250V115H252L254 117L255 111H253V109L250 107H249ZM256 130H257V134L255 135V137L254 136L252 137V144H251L250 149L252 148V146L257 145V141H258V137H259L260 133H264V116H263V119H262L261 123L259 124V126L257 127ZM263 203H264V195L259 196V198H257L256 202H254L253 199L247 198L246 199V205H245L244 209L240 211L237 208L236 212L237 213H243L244 215H249L251 212H253V211L255 212V210Z\"/></svg>",
    "mask_w": 264,
    "mask_h": 264
}]
</instances>
